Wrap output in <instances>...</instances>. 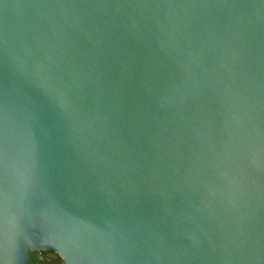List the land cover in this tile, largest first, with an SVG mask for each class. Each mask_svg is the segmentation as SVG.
<instances>
[{
	"label": "water",
	"instance_id": "obj_1",
	"mask_svg": "<svg viewBox=\"0 0 264 264\" xmlns=\"http://www.w3.org/2000/svg\"><path fill=\"white\" fill-rule=\"evenodd\" d=\"M264 264V0H0V264Z\"/></svg>",
	"mask_w": 264,
	"mask_h": 264
},
{
	"label": "trees",
	"instance_id": "obj_2",
	"mask_svg": "<svg viewBox=\"0 0 264 264\" xmlns=\"http://www.w3.org/2000/svg\"><path fill=\"white\" fill-rule=\"evenodd\" d=\"M28 264H63V258L54 250H32Z\"/></svg>",
	"mask_w": 264,
	"mask_h": 264
}]
</instances>
